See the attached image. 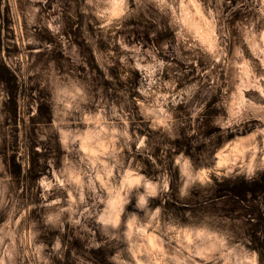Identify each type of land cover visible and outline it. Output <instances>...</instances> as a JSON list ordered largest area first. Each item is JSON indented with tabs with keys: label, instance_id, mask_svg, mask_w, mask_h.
I'll use <instances>...</instances> for the list:
<instances>
[{
	"label": "clouds",
	"instance_id": "1",
	"mask_svg": "<svg viewBox=\"0 0 264 264\" xmlns=\"http://www.w3.org/2000/svg\"><path fill=\"white\" fill-rule=\"evenodd\" d=\"M6 9L14 51L0 48V64L18 85L48 94L51 122L38 123L34 149H24L29 170L30 151L46 166L35 180L12 173L15 153L0 154V264H98L92 252L101 249L106 264H262L239 212L194 215L189 201L264 175V0H3ZM66 16L80 21L71 31ZM147 25L148 40L137 39ZM10 100L0 81V147L13 136ZM209 104L219 131L206 136ZM36 117L38 104L21 119ZM185 137L193 154L205 146L202 158L177 148ZM50 142L59 157L44 155ZM169 199L186 209L183 219Z\"/></svg>",
	"mask_w": 264,
	"mask_h": 264
},
{
	"label": "rangeland",
	"instance_id": "2",
	"mask_svg": "<svg viewBox=\"0 0 264 264\" xmlns=\"http://www.w3.org/2000/svg\"><path fill=\"white\" fill-rule=\"evenodd\" d=\"M0 2H3V0H0ZM233 2H235V0H233ZM235 19H240L239 13L236 14ZM66 20H68L69 31L73 28L74 23H80V21H72L67 16ZM234 22V20L230 21V23ZM131 23L136 25V27H143V25L138 22L132 21ZM152 27L154 26L147 25L144 33L136 31L135 34L137 39H140V36H143L145 40H148L147 31L151 30ZM132 31H135V28L132 29ZM73 35L79 37V30L77 29ZM166 36H171V33L161 34L158 37L157 42L164 39ZM41 38L52 42V38L46 34H41ZM14 39L15 35L13 32V22L10 17V12L6 9L5 11L0 12V48H6L9 54H11V52L14 51ZM77 43H80L81 46H83L82 41L77 40ZM53 58L59 62V60L62 59V54L58 52L54 53ZM64 68L67 69L68 66L64 65ZM115 71L116 70L113 69V74H115ZM0 81L6 83L8 91L11 95V100L5 105V107L6 110L11 113L12 124L14 126L12 139L3 147H0V154L11 155L15 153L16 155L11 157L12 173L17 178L20 177L23 180H35L40 172L46 170V166L45 169H42L37 163L39 154L34 151H30L31 170H29V160L25 158L29 155V152H25L24 149L30 148L31 145L34 149L36 140L35 133L37 130L36 125L44 121H47L48 123L51 122L50 107L45 102L48 94L45 91L40 90L38 84H35L30 88L18 85L15 77L3 64H0ZM100 83L103 82L97 81V84ZM133 83L134 81H130L128 87L131 88ZM104 86L106 90L110 87L107 82H105ZM215 100L216 98H213L212 103H215ZM36 104L39 105V117L33 118L31 124L29 125L27 119H21V117H25V111L27 110L30 112L31 107ZM214 114L215 110L212 108V105L209 104V112L206 114L203 122L199 125L202 135L211 136L213 132L219 131V129L211 128V118ZM181 131L183 135V132L186 130L182 129ZM18 132H22V134L18 135ZM229 138L231 139L232 137L230 136ZM51 139L54 140V137ZM192 139H195V137H192ZM164 142L172 143L171 141ZM217 142L218 141H213V144ZM154 143H161V138L156 136ZM174 143L178 149L186 147L187 154H193L189 138L185 137L184 139L177 140ZM45 147L48 150L45 152V156H48L54 149H56L55 144L51 142ZM56 151L57 157H59L60 153L58 147ZM204 151L205 146L200 145L193 154L194 159L202 158V153ZM154 154L158 163L163 164L165 162L159 147L155 148ZM171 155V153H168V159L171 158ZM16 161H19V164H17ZM143 163L149 174H155L156 170L150 161L143 160ZM21 167H23L24 171L27 172L26 177L21 176ZM173 175L175 176L174 173ZM173 187L175 188V185ZM249 192L252 194L251 200H249L246 195ZM155 203H159V201H156ZM261 203H264V175L260 177L259 181L251 184L245 182L242 178H239L235 182L225 181L223 184L217 183L214 190H210L205 194L196 192L193 194V199L189 201L194 215L201 211H218L224 215L234 216L235 213L239 212V215L235 216V218H243L244 220V223L240 225L241 232L251 240L250 247L261 253V261L262 264H264V213L260 211L258 206ZM218 204L222 205V207L218 208ZM165 207L168 211H174L176 215L183 219L182 211H185L186 209L178 208L174 199H169ZM129 210H131V208H129ZM254 220L255 223L253 222ZM241 232H238L237 234L240 235ZM52 235H55V233L50 234L48 237H45V239H50ZM66 241L72 247H76L78 251H82L81 242L79 240H75V238L72 237L71 232H69L66 237ZM107 251V249L93 250L92 255L96 258L98 264H106L105 252ZM57 264H59V262H57Z\"/></svg>",
	"mask_w": 264,
	"mask_h": 264
}]
</instances>
